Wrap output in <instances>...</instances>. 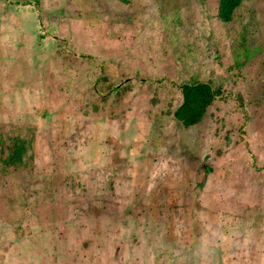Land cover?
Listing matches in <instances>:
<instances>
[{"label":"rangeland","instance_id":"rangeland-1","mask_svg":"<svg viewBox=\"0 0 264 264\" xmlns=\"http://www.w3.org/2000/svg\"><path fill=\"white\" fill-rule=\"evenodd\" d=\"M128 1L0 0V264H264V0Z\"/></svg>","mask_w":264,"mask_h":264},{"label":"trees","instance_id":"trees-1","mask_svg":"<svg viewBox=\"0 0 264 264\" xmlns=\"http://www.w3.org/2000/svg\"><path fill=\"white\" fill-rule=\"evenodd\" d=\"M127 5L128 0H115ZM241 5V0H218L217 17L223 23L232 21L235 10ZM183 103L174 112L176 121L185 128H190L202 120L206 111L213 103L216 94L207 84H185L182 87Z\"/></svg>","mask_w":264,"mask_h":264}]
</instances>
